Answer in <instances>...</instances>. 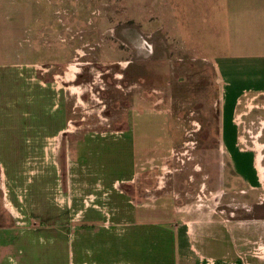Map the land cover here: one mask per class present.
Here are the masks:
<instances>
[{"label": "rangeland", "instance_id": "rangeland-1", "mask_svg": "<svg viewBox=\"0 0 264 264\" xmlns=\"http://www.w3.org/2000/svg\"><path fill=\"white\" fill-rule=\"evenodd\" d=\"M263 21L264 0H0V80L24 81L31 89L28 110L24 99H0V133L14 130L19 115L36 111L33 103L44 97L45 112L61 114L62 128L78 129L79 138H86L87 129H101L114 134L110 139H127L121 150L106 154L108 161L131 166L132 147L158 140L135 158L133 177L117 185L132 202L125 223L133 222L129 214L135 206L157 211V260L153 241L152 250L146 247L148 236L142 248L125 242L124 251L123 241L111 237L103 254H94L105 262L93 263L86 247L73 246L77 264H174L171 258L181 250L177 230L184 223L192 229L195 249L205 233L214 235L207 242L215 260L228 254L237 264H264V92L245 93L236 103L232 95L227 105L222 100L226 83L238 91L257 87L256 72L237 69L249 59L264 63V51H249L262 44ZM237 45L249 47L237 51ZM130 58L127 70L124 62ZM216 64L231 72L218 73ZM238 77L245 79L236 86ZM126 85L127 93L141 91L139 106L117 99ZM129 108L140 118L142 132L118 136L120 115ZM143 111L156 117L139 115ZM17 135L13 144L23 146ZM6 148L0 139V163L6 166L0 206L15 214L14 239L42 238L63 248L75 231L70 219L82 223L78 230L85 235L87 211L114 227L109 212L117 208L112 205L117 190L94 180L104 173L94 171L87 178L93 169L77 163L80 158L69 151L12 153ZM224 243L233 248L224 249Z\"/></svg>", "mask_w": 264, "mask_h": 264}, {"label": "crops", "instance_id": "crops-1", "mask_svg": "<svg viewBox=\"0 0 264 264\" xmlns=\"http://www.w3.org/2000/svg\"><path fill=\"white\" fill-rule=\"evenodd\" d=\"M256 25V24H255ZM263 27L264 29V21ZM264 31V30H263ZM261 46L256 47L252 46L249 48V51H264V35L262 34V39L260 40ZM249 47V45H237L234 46L235 49L240 50L241 47ZM232 48V47H231ZM132 61L130 58V61H125L124 66L129 70L132 66ZM15 66V65H14ZM244 67H241L237 69L238 72H256V75L254 77V80L257 81V84L255 88H244L237 90L236 87L232 85V83H226L225 87L227 88L224 92L225 94L222 97V100L224 104H228L229 101L227 98L234 95L235 97V103L237 102L238 97L248 93V92H258L262 93L264 92V63L261 62H254L253 60H247L243 65ZM255 66V67H254ZM217 72L218 73H224L225 75L229 74L231 72L228 68H221L219 64H216ZM133 69V68H132ZM131 70V69H130ZM231 75V73H230ZM233 76V75H232ZM231 76V77H232ZM124 77V76H123ZM247 77V76H246ZM233 78V77H232ZM236 82V86L240 82H244V77H241V79L238 77V79L234 78ZM136 81V80H134ZM240 81V82H239ZM249 82V81H247ZM136 83V82H135ZM138 83V82H137ZM139 89H141V86L137 84ZM121 87V86H120ZM134 88V87H133ZM6 89V90H2ZM129 89V85H126L123 89V92H118L117 99L121 101L125 100L131 103H137L138 106L142 102L139 101V94L140 90H131L130 92H125L124 90ZM235 89L237 92H235ZM29 84L25 83L24 81H15V80H0V99L4 97L5 95L10 96L9 100L17 103L19 100L24 99L25 105L24 109L28 110L29 105V99L27 97L28 93L30 92ZM39 91V90H36ZM124 93L125 95H120ZM42 100V101H41ZM123 102V103H124ZM1 103V102H0ZM32 106L36 108L37 110L34 112H27V114H17L19 115L21 119V123L17 126H15V129L13 130L11 128V132L4 134L0 133V139H3L4 142L7 144V148L4 151H9L12 153H22V152H57V151H69L74 153L75 157H79L80 159H77V163H83L86 164L87 167L92 168L93 171H88L87 175H85L87 178H92L93 172L97 171L99 174L104 173V175H100L102 178L100 179H94L97 181V183L104 182L105 184H108L112 186V190H117V197H116V204L117 208H112L109 212L112 215V223L114 227L110 228L109 226L106 227V223H100L97 218H91V214L95 211H91L86 213V220L84 221V227H85V235L80 233L78 230L79 227H81L80 224L75 223V221H72L70 219V231H73V235L71 234V239L68 243V245H65L60 247V245H53L54 243H47L44 242L42 238L34 239L30 242V240L24 239L22 240L21 235L15 237L13 232L15 231V223H14V212L11 209H8L7 207L0 206V264H58L60 262H64L65 260L67 262L75 263L77 264L79 262L78 258L75 257L73 253V246L75 248L81 247V248H87V256L91 262H102L106 260L103 256L97 257L98 259H95L94 254L99 252L100 254H103V247L106 249V247L110 246V239L114 238V240L118 241L119 243L122 242L123 251L125 250V242L128 241L129 246L131 245V241L133 240L134 247L136 248H142V239L145 240L148 238L149 242L147 243L146 247H153L151 246L152 241L154 243V258L155 261L157 260L158 251H157V243H156V236L153 232H156L158 230L156 218L158 217L157 211H152V207H144L147 205H141V206H135L136 210L130 213L129 215H132L133 222L130 221L128 223H125V216H127V210L132 211L131 207H127V204H131V201H126V196L124 195L123 191H119L117 189V185L120 183L124 184L129 181L133 177V169H134V161L135 158L139 155H141L143 152H146L147 150H150L152 148V145L156 143L158 140H154L151 142L150 145H147L146 147H138L137 140L135 141V146H137V149L134 150V147H132V150L134 151V161L133 164L130 166L123 164L121 161H108L105 159L106 154H109L111 150L119 151L121 150L122 145H124V142L127 141V139H124L123 141L120 140L119 137L110 139L111 137L109 135H114L113 133L103 132L101 129L97 130H88L87 133H85L86 138L78 137V129L67 131L62 128V119L61 114L58 117L55 115L54 117L52 115H49L44 110L45 105V98L43 97L37 103ZM133 106V105H132ZM43 108V111H41V108ZM134 110L132 108H129V110H126L125 113H121L119 121L120 124L123 126L122 129L118 130L119 132L118 136H123L127 132H131L133 135H138L142 132L141 126H140V118L135 119ZM141 116L147 115V116H153L156 117V115H149V113H146L143 111V113L139 114ZM148 119V118H146ZM27 121V124H24V122ZM38 122V123H37ZM139 123V124H138ZM146 123V121H144ZM119 124V123H117ZM127 124V125H125ZM134 125L135 127H130L131 125ZM117 126V125H116ZM127 129V130H126ZM228 130V126H226V131ZM97 131V132H96ZM99 131V133H98ZM67 132L70 133L69 138H66L68 140H62L63 134H67ZM91 132V133H89ZM18 134L17 136L20 137V141L22 142L23 146L14 145L13 144V135ZM226 137V132L225 135ZM232 134L230 137L232 138ZM161 140V139H159ZM128 142V141H127ZM232 144V140H231ZM236 146V145H235ZM227 150H229L227 148ZM230 151V150H229ZM229 153V152H228ZM227 153V154H228ZM229 158L233 156L231 153L228 154ZM8 157V155H7ZM242 162V166L244 164V159L238 158ZM235 161V160H234ZM237 161V160H236ZM235 161V162H236ZM6 167L4 162L2 164L0 163V177L6 178L5 171L3 168ZM128 169L127 173L124 175V170ZM96 169V170H95ZM94 172V173H95ZM109 174V175H108ZM113 174V176H111ZM102 184V183H101ZM109 187V186H108ZM104 188V187H103ZM111 188V187H110ZM102 189V188H101ZM111 192V191H110ZM6 196V195H5ZM111 201V199H108V201ZM107 201V202H108ZM113 202V201H111ZM75 209L70 210L69 215L75 213ZM117 213V215L115 214ZM71 213V214H70ZM114 216L117 217V219L114 218ZM123 216V217H121ZM136 216V218H135ZM153 218V220H152ZM72 222V223H71ZM73 224V225H72ZM185 227H178L177 232L181 233L180 235V248L181 250L173 255L171 258V261L174 264H210L212 260L215 261L214 264H237V258L235 259L234 256L225 254L221 256L220 258H217L218 260H215L212 256H210L208 253L212 250V247L209 245V242H207L208 237L212 236L214 238V235H206V233L203 236V241L200 243L199 248L195 249L194 246L191 245V239L190 235L192 232V229L189 225L186 223ZM183 224V225H184ZM174 231V230H173ZM102 233L101 236L102 240H96L98 233ZM117 232V234L115 233ZM127 232H132L127 233ZM147 232L149 233L147 235ZM175 232V231H174ZM153 233V234H152ZM216 233V232H215ZM146 234V235H145ZM18 235V234H17ZM116 235V236H115ZM148 236V237H147ZM216 237V236H215ZM199 240H201L200 234L196 237ZM79 243L80 246L76 247V244ZM121 244V243H120ZM37 247V248H33ZM24 248V251L21 252V255H15V251L17 249ZM25 248H28L25 249ZM54 248V250H52ZM225 248H233L232 244H225L224 243V249ZM31 249V250H30ZM33 249H37L38 253H40L38 256L34 255L35 252H33ZM63 249V254L60 253ZM203 249V250H202ZM149 250H152L149 249ZM32 255H31V253ZM68 252V254H66ZM18 254H20L18 252ZM49 257H48V256ZM58 256V257H54ZM53 257V258H51ZM63 259H61V258ZM65 258V259H64ZM82 260L81 262H83ZM145 262V261H143ZM86 263V262H85ZM61 264V263H60Z\"/></svg>", "mask_w": 264, "mask_h": 264}, {"label": "bare ground", "instance_id": "bare-ground-1", "mask_svg": "<svg viewBox=\"0 0 264 264\" xmlns=\"http://www.w3.org/2000/svg\"><path fill=\"white\" fill-rule=\"evenodd\" d=\"M74 73H75V69H74ZM74 73H73V74H74ZM72 76H73V75H72ZM73 93H74V92H73ZM258 168H259V164H258Z\"/></svg>", "mask_w": 264, "mask_h": 264}]
</instances>
